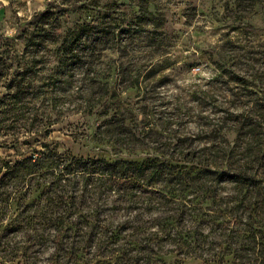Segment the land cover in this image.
Returning <instances> with one entry per match:
<instances>
[{
	"label": "rangeland",
	"instance_id": "obj_1",
	"mask_svg": "<svg viewBox=\"0 0 264 264\" xmlns=\"http://www.w3.org/2000/svg\"><path fill=\"white\" fill-rule=\"evenodd\" d=\"M38 3L0 0V264H264V0ZM45 150L177 166L34 201L8 166Z\"/></svg>",
	"mask_w": 264,
	"mask_h": 264
},
{
	"label": "trees",
	"instance_id": "obj_2",
	"mask_svg": "<svg viewBox=\"0 0 264 264\" xmlns=\"http://www.w3.org/2000/svg\"><path fill=\"white\" fill-rule=\"evenodd\" d=\"M88 23V22H86ZM90 25V24H89ZM94 25V24H92ZM91 29V28H90ZM90 31V30H89ZM81 38V34L76 37L72 45L76 44ZM65 46V45H64ZM69 46V45H66ZM65 46V48H66ZM70 50L66 48L63 53ZM73 50V49H72ZM64 56V55H63ZM97 130H94L93 134L96 135ZM162 156H155L153 159H147L145 161H133L128 159H120L114 162H109L107 160H96L95 162L83 163V159L76 158L72 155L68 157H62L58 154H54L48 150L37 152L33 156H29L22 160L17 161L12 167L8 166V169L12 171L10 173L13 178H18L22 183L25 182L27 177H38L52 179V182L49 184L46 183L47 180L39 182L35 186V193H39L34 201H39V198L47 192V190H52L54 187H58L63 183L70 182L66 180L69 177H78L81 176L85 188L93 185V180L91 177L97 176L99 182H103L104 185H109L107 188L109 190L116 191H126L127 195H130L134 191L144 192L146 186H153L157 183L158 174L163 170V168L170 170L175 168L177 165L173 164L171 159L162 160ZM151 171L150 182L143 183V173L146 171ZM219 175L224 174L223 172H217ZM9 176V173H6L4 177ZM159 182V181H158ZM256 182V181H255ZM143 183V184H142ZM243 187H248V185L243 184ZM143 189V190H140ZM48 190V191H49ZM116 190V191H115ZM51 192V191H50ZM135 193L129 196L132 198ZM58 206V204H56ZM65 207H68L65 206ZM71 212V208H65ZM71 216L66 218H60V220L55 221L54 230L57 233V238L61 239L66 237L67 234L75 235L79 231L78 223L72 222L70 219ZM168 226L175 227L176 219H171L168 222ZM111 239L119 238V231L112 232ZM190 236L185 234L181 235V242L183 245H188V240ZM179 241V242H180ZM182 244L178 246H183ZM192 245V244H190Z\"/></svg>",
	"mask_w": 264,
	"mask_h": 264
},
{
	"label": "crops",
	"instance_id": "obj_3",
	"mask_svg": "<svg viewBox=\"0 0 264 264\" xmlns=\"http://www.w3.org/2000/svg\"><path fill=\"white\" fill-rule=\"evenodd\" d=\"M10 2H16V4L17 3H21V4H24V6H25V3L26 2H29V4H30V6L31 7H35V5H38L39 3V1H42V0H9ZM23 6V5H22Z\"/></svg>",
	"mask_w": 264,
	"mask_h": 264
}]
</instances>
